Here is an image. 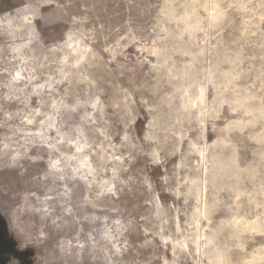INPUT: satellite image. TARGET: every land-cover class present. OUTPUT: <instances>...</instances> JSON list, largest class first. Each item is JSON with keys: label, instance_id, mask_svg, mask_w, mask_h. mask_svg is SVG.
<instances>
[{"label": "rangeland", "instance_id": "374dc122", "mask_svg": "<svg viewBox=\"0 0 264 264\" xmlns=\"http://www.w3.org/2000/svg\"><path fill=\"white\" fill-rule=\"evenodd\" d=\"M0 171V264H264V0H0Z\"/></svg>", "mask_w": 264, "mask_h": 264}, {"label": "flooded vegetation", "instance_id": "af4514ba", "mask_svg": "<svg viewBox=\"0 0 264 264\" xmlns=\"http://www.w3.org/2000/svg\"><path fill=\"white\" fill-rule=\"evenodd\" d=\"M0 177H4L6 179L8 178L7 180L10 181V186L7 191H0V207H4L12 202V197L10 196V193H13L15 189H18V184L15 178L11 174H9L8 171H0ZM22 257L25 259L27 258L24 254Z\"/></svg>", "mask_w": 264, "mask_h": 264}, {"label": "crops", "instance_id": "0c3cea01", "mask_svg": "<svg viewBox=\"0 0 264 264\" xmlns=\"http://www.w3.org/2000/svg\"><path fill=\"white\" fill-rule=\"evenodd\" d=\"M0 212L4 213L6 219L8 220V224H9V231L19 240V242L22 240L20 234L15 230L14 226L12 225V223L10 222L9 219V213L8 210L4 207H0Z\"/></svg>", "mask_w": 264, "mask_h": 264}, {"label": "water", "instance_id": "95a60500", "mask_svg": "<svg viewBox=\"0 0 264 264\" xmlns=\"http://www.w3.org/2000/svg\"><path fill=\"white\" fill-rule=\"evenodd\" d=\"M9 186H10L9 181L4 177H0V189L6 192Z\"/></svg>", "mask_w": 264, "mask_h": 264}, {"label": "bare ground", "instance_id": "6f19581e", "mask_svg": "<svg viewBox=\"0 0 264 264\" xmlns=\"http://www.w3.org/2000/svg\"><path fill=\"white\" fill-rule=\"evenodd\" d=\"M28 39V38H27ZM41 214V213H40ZM219 250H221V249H219ZM217 251H218V249H217ZM222 251V250H221ZM225 251V250H224ZM218 253H219V251H218ZM219 254H221V253H219ZM216 256H217V253H216ZM223 256H225V254L223 255ZM215 257V256H214ZM218 257V256H217ZM213 258V257H212ZM221 258H222V256H221ZM215 259V258H214ZM215 260H217V259H215ZM223 260H227V259H223ZM223 260L221 261V262H223ZM220 261V260H219ZM218 263V262H217ZM226 263V262H225ZM224 264V263H223Z\"/></svg>", "mask_w": 264, "mask_h": 264}]
</instances>
